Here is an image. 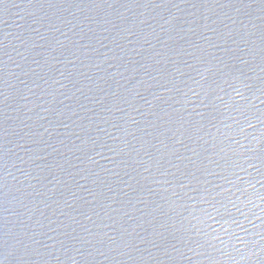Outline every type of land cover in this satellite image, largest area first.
Here are the masks:
<instances>
[{"label":"water","instance_id":"95a60500","mask_svg":"<svg viewBox=\"0 0 264 264\" xmlns=\"http://www.w3.org/2000/svg\"><path fill=\"white\" fill-rule=\"evenodd\" d=\"M0 264H264V0H0Z\"/></svg>","mask_w":264,"mask_h":264}]
</instances>
